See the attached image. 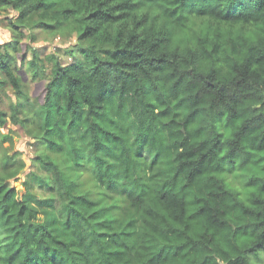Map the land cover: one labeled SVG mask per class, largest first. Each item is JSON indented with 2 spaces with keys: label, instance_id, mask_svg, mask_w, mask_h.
Instances as JSON below:
<instances>
[{
  "label": "trees",
  "instance_id": "trees-1",
  "mask_svg": "<svg viewBox=\"0 0 264 264\" xmlns=\"http://www.w3.org/2000/svg\"><path fill=\"white\" fill-rule=\"evenodd\" d=\"M9 8L0 92L19 102L8 114L0 97V147L9 121L37 134L47 196L12 184L26 165L0 155V264H253L264 0H0ZM38 30L76 37L71 61L41 57ZM29 51L33 104L14 66Z\"/></svg>",
  "mask_w": 264,
  "mask_h": 264
},
{
  "label": "rangeland",
  "instance_id": "rangeland-1",
  "mask_svg": "<svg viewBox=\"0 0 264 264\" xmlns=\"http://www.w3.org/2000/svg\"><path fill=\"white\" fill-rule=\"evenodd\" d=\"M15 15L16 12L11 8L0 10V46L13 38V32L9 27L8 19L12 18L15 20ZM36 32L38 38L34 44V48L38 50L41 57H45L53 53H60L62 54V61H71V58L65 54L64 50L66 47L77 42L76 37L67 35L65 33L48 34L41 32L40 30ZM32 58L33 54L29 51L26 53V62H21L20 59H17L14 66L17 69L18 75L21 76L23 91L25 92V95L29 99L30 103L33 104L35 103V93L39 90L42 83L33 80L32 68H30L28 65V60H31ZM48 68H50V66ZM3 78L4 76L0 73V80ZM0 97L4 103V110L10 114V106L11 104H17L19 102L18 98H16L14 92L9 89V87L0 92ZM19 115V118L21 119L26 117L23 113ZM1 132L2 134L11 135L12 138L8 142H3L2 147H0V155L2 156L5 153L17 155L19 162L23 160L26 165L24 170L18 175V179H12L11 183L17 185L19 188H29L40 198L46 197L47 193L39 181V177L44 176L45 172L35 161L39 152L37 146L39 140L36 138L37 134L30 132L29 130L25 132L24 130L16 127L11 121H9L6 128L1 129ZM55 160L61 165L62 168L68 172L71 171L70 169L72 168L73 163L66 154L56 155ZM79 182H82L84 185L82 186V190L93 189L96 186V183L91 181L89 176L80 177ZM95 190V194L98 195L100 189L95 188ZM252 262L253 264H264V250L261 251L256 258H253Z\"/></svg>",
  "mask_w": 264,
  "mask_h": 264
}]
</instances>
